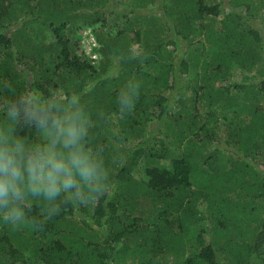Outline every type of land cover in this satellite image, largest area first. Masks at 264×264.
Returning a JSON list of instances; mask_svg holds the SVG:
<instances>
[{"label":"trees","instance_id":"16d2710c","mask_svg":"<svg viewBox=\"0 0 264 264\" xmlns=\"http://www.w3.org/2000/svg\"><path fill=\"white\" fill-rule=\"evenodd\" d=\"M117 1L0 0V123L33 87L79 95L111 179L51 217L29 201L39 228L0 220V264H264V0ZM85 27L98 66L71 47Z\"/></svg>","mask_w":264,"mask_h":264},{"label":"clouds","instance_id":"9594fccd","mask_svg":"<svg viewBox=\"0 0 264 264\" xmlns=\"http://www.w3.org/2000/svg\"><path fill=\"white\" fill-rule=\"evenodd\" d=\"M134 91L129 85V91L121 93V114L131 111ZM3 108L0 220L5 224L41 227L42 221L27 214L31 200L41 201L44 214L51 217L59 211L60 200L78 209L109 191L104 149L90 147L93 121L79 95H66L63 90L45 95L33 87L14 94ZM22 129H35L38 140L21 135Z\"/></svg>","mask_w":264,"mask_h":264},{"label":"rangeland","instance_id":"374dc122","mask_svg":"<svg viewBox=\"0 0 264 264\" xmlns=\"http://www.w3.org/2000/svg\"><path fill=\"white\" fill-rule=\"evenodd\" d=\"M115 5H116L115 7H118L119 9L118 13L123 14L125 12V9H127L129 5L131 4H130V0H118L117 2H115ZM258 20L260 21V27L264 28V25H263L264 24V9L261 10V15H259ZM103 32L106 34H112L113 29L107 28V29H104ZM65 33L67 32L65 31ZM70 43H71V47H73V49L78 53V55L88 60L94 66L99 65V61H100L99 49L101 48V46L97 40V29L92 28V27H85V28H82L81 30H78L77 32H74L70 36ZM236 71H237V75L236 77H234L235 80L254 81V82H257L260 80V78L257 75V72H254L242 78L240 75V72H238V69ZM26 74L27 73L23 72L22 76H26ZM251 77L256 78V79H252ZM182 78H185V80L189 79L185 75ZM2 101L3 99L0 100V102Z\"/></svg>","mask_w":264,"mask_h":264}]
</instances>
